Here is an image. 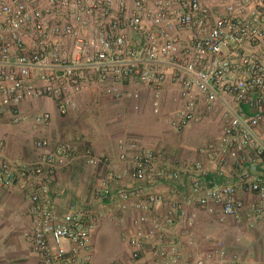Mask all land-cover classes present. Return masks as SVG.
Segmentation results:
<instances>
[{
	"label": "built area",
	"instance_id": "built-area-1",
	"mask_svg": "<svg viewBox=\"0 0 264 264\" xmlns=\"http://www.w3.org/2000/svg\"><path fill=\"white\" fill-rule=\"evenodd\" d=\"M132 85L155 92V114H163V88L177 87L170 128L180 133L212 119L217 137L185 172L138 141L121 144L120 159L132 167L113 179L136 185L97 193L98 211L63 217L52 184L66 150L38 139L36 160L20 163L2 154L0 140V189L19 186L28 197L24 234L37 264H93L92 234L108 216L109 202L134 211L127 224L130 264L144 258L183 264L171 237L186 207L237 216L252 229L264 223V0H0V126L9 119L34 130L49 127V112L29 115L24 107L51 100L66 117L93 88L118 102L140 100L128 93ZM85 156L90 165L101 164L90 150ZM166 183L168 199L153 192ZM241 194L257 200L248 203ZM161 206L164 214L157 213ZM217 248L222 264H242L237 256L228 259L222 243ZM215 262L207 254L189 264Z\"/></svg>",
	"mask_w": 264,
	"mask_h": 264
},
{
	"label": "crops",
	"instance_id": "crops-1",
	"mask_svg": "<svg viewBox=\"0 0 264 264\" xmlns=\"http://www.w3.org/2000/svg\"><path fill=\"white\" fill-rule=\"evenodd\" d=\"M128 93H139L143 101L150 103L155 92L132 85ZM160 95L164 120L159 133L146 132L134 126L123 129L120 124L112 122L113 119H107L105 115L109 111L124 109L130 100L127 97L123 101H115L98 88L85 93L80 99L78 111L66 117L58 114L51 100L31 103L24 107L25 114L49 112L52 116L50 126L34 130L28 122L15 126L9 119L4 120L0 126L2 154L13 161L30 163L37 158L34 142L38 139L49 141L51 150L57 151L62 147L66 153L62 155V163L52 184L58 214L63 217L74 210L98 211L101 203L96 198L97 193L109 188L110 192L116 193L124 187L136 185L131 180L121 182L113 179V175L132 167L130 161L120 159L121 144L128 146L132 141H138L146 150L156 152L174 168L185 172L188 166L202 160L199 149L217 137L219 125L212 119L194 123L190 130L174 132L168 124V115L178 108L179 91L177 87L167 85ZM101 120H105L104 127H99L104 123ZM87 150L101 161L99 166L88 163L85 156ZM130 155L132 152H129ZM225 174L236 179L232 171ZM183 182L186 187L189 179L185 178ZM183 190L186 193V189ZM153 192L168 199L171 186L168 183L158 185ZM240 197L248 203L257 200L251 194H241ZM28 202V197L19 186L0 189V264H37V253L24 234L30 224V218L25 214ZM106 205L108 216L92 234V263L130 264V231L127 224L134 211L131 208L120 211L112 202ZM166 211L167 207L161 206L157 213L164 214ZM185 212L186 217L176 225L171 237L182 253L183 264L207 254L214 256L215 264H222L218 243H222L229 260L237 256L242 264H264V223L250 233L247 221L237 216H224L219 211L210 213L195 207H186ZM255 238L258 244H255ZM249 240L253 242L249 244ZM68 248L71 247L68 245ZM148 263L149 260L144 258L138 264Z\"/></svg>",
	"mask_w": 264,
	"mask_h": 264
},
{
	"label": "rangeland",
	"instance_id": "rangeland-1",
	"mask_svg": "<svg viewBox=\"0 0 264 264\" xmlns=\"http://www.w3.org/2000/svg\"><path fill=\"white\" fill-rule=\"evenodd\" d=\"M128 99L130 101H128L124 109L117 108L115 112L109 111L105 115V117L107 119H113L114 121L112 122L118 123L117 125L120 124L119 126L123 129H130V127L134 126L137 127L139 130H143L146 132L150 131L154 133H159L162 128V120L164 119L162 114L154 113L152 107V100L150 101V103H146V101H143V99L136 100L134 97ZM101 123L103 124H100L99 127H104L105 120H101ZM190 129L191 127H189V130ZM247 226L249 228L250 233H252L251 230L253 229L250 228L249 225ZM252 242L253 240H249V244H251ZM255 244H258V239L256 238Z\"/></svg>",
	"mask_w": 264,
	"mask_h": 264
}]
</instances>
